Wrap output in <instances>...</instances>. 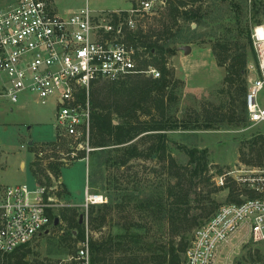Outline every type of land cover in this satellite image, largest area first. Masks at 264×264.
I'll return each mask as SVG.
<instances>
[{
  "label": "trees",
  "instance_id": "trees-1",
  "mask_svg": "<svg viewBox=\"0 0 264 264\" xmlns=\"http://www.w3.org/2000/svg\"><path fill=\"white\" fill-rule=\"evenodd\" d=\"M160 6L156 7L160 9V25L147 30L137 29L129 35V40L146 48L147 57L140 60V65L154 64L161 75L152 77L137 72L120 81L94 80L91 83L89 145L93 149L87 155L92 162L100 156L97 150L110 144L122 146L121 164L134 156L168 158L166 141L169 130L218 129L229 125L243 126L250 121L246 99L248 65L250 56L255 52L248 21L251 18L254 23L262 21L264 0H165ZM188 43H209L218 65L224 67L226 73L210 91L213 98L198 99L197 106H187L183 116L179 117L177 112L185 82L175 75L170 64L178 46ZM83 97L81 93L80 98ZM138 136L151 138L152 142L139 150L137 143L131 142ZM56 140H60L59 135L50 143L52 146L45 158L46 165L42 166L38 161L33 163L32 171L39 181L43 176L47 181H51V175L60 177L62 167L67 165L57 155L59 143ZM67 142H70V145L66 144L68 154L71 148L74 153L69 158L71 162L86 157V149H77L76 143ZM247 144L248 151L244 150V146L240 149L241 160L251 165L262 164L264 135H254ZM44 149L40 148L37 152L42 153ZM186 150L190 156L189 166L178 165L172 156L169 157L170 179L175 178V182H170L168 186L169 200L164 202V197L160 195L159 198L149 197L144 203L155 218L161 219L166 214L172 226L171 239L164 244L158 236L149 233V227L146 231H138L131 227L132 224H127L120 234L105 239H90L93 264H182L183 253L189 244L185 233L190 224L195 223L188 222V209L184 208L189 201L186 186L194 178L201 179L208 169L206 149L194 147ZM233 194L230 200L242 201ZM108 203H102V209L96 213L93 206L87 210L88 223L92 228L106 222L111 209ZM67 210H72V213L68 214ZM61 211L69 227L82 225L77 208L63 207ZM177 236H180L178 241ZM254 251L256 256L259 249ZM11 253L15 254L14 251ZM11 253L0 252V264L27 263L24 257L8 260L13 256ZM249 253L254 257L252 252Z\"/></svg>",
  "mask_w": 264,
  "mask_h": 264
},
{
  "label": "rangeland",
  "instance_id": "rangeland-1",
  "mask_svg": "<svg viewBox=\"0 0 264 264\" xmlns=\"http://www.w3.org/2000/svg\"><path fill=\"white\" fill-rule=\"evenodd\" d=\"M60 1L67 4L71 0ZM138 1L134 0V3ZM157 5L156 7L160 6ZM159 8L141 18L137 29L147 30L151 26L158 27L161 21L159 20ZM261 17L260 23L264 22V15ZM248 23L251 29L257 24L252 18ZM204 47L212 49L210 44ZM192 53L194 59L205 63V67L193 75V81L200 82L203 86L208 85L207 87H211L212 90L224 77L225 68L218 64V67L212 66L205 52L202 55L195 54L196 51ZM254 55L250 56L248 65V85L249 79L258 74ZM152 65L158 68L156 65ZM175 65L178 75L181 78L185 76V70L189 64L177 57ZM170 66L175 70L173 59ZM175 75L177 76L176 72ZM3 77L5 80V76ZM2 85L0 74V88ZM211 90L202 98V96L187 92L184 87L179 102L178 116L182 117L187 108H181L183 95L185 99L189 97L190 106H197L198 99L213 98L210 94ZM18 96V100L12 102L9 97L0 95V184L24 182L33 186L37 182H41L49 187L55 186L52 193L56 196L57 206L53 214L59 218V222L57 225L52 224L48 232H43L26 246L14 251L16 255L11 253L13 256L8 260L24 257L27 261L26 264H71L67 259L70 255L76 254L87 231L89 239H105L120 234L125 230L124 227L127 224H132L131 227L138 231H146L149 227V233L158 236L164 244L167 243L171 239L172 226L167 220L166 214H163L161 219H157L144 203L149 197L159 198L160 195L164 197V202L169 200L168 186L170 182H175V178L170 179L169 175V157L172 156L178 165L189 166L190 156L187 148L206 149L208 152L206 174L199 180L194 178L186 186L189 189V201L188 204H184V208L188 209V222H195L190 224L191 227L185 233L189 243L195 229L210 219L221 204L238 202V200H230L232 193L235 198L241 200L264 197L262 181H249L240 178L243 175H264V161L260 165H251L245 163L240 157L241 147L244 146V150L248 151L247 143L254 135L258 133L264 135V124L262 123L254 124L249 121L243 126L229 125L218 129L169 130L166 141L168 158L164 157L165 159L134 156L125 164H121L122 146L110 144L97 150L100 156L95 157L93 162L87 153L86 157L71 162L69 158L74 155L73 149L71 148L68 154L66 144L70 145V142L67 141H74L64 134L60 136V132L56 130L54 101L48 100L46 104H43L37 100L35 95L28 92L20 93ZM214 99L216 100V98ZM258 100L260 104L264 105V89L260 92ZM58 135L60 140H56L59 143L57 155L59 159L66 161L67 165L62 167L60 177L51 175V181H47L43 176L39 181L38 177L36 178L33 174V163L38 161L42 166L46 165L45 158L49 155L52 146L50 143L58 139ZM30 142L32 143L30 144ZM131 142L137 143L138 149L143 150L152 142V139L138 136ZM31 148L36 151L33 152ZM40 148H45L42 153L37 152ZM219 177H224L223 183L220 182ZM64 185L68 188L69 193ZM87 188L91 193L103 194L109 201L108 204L111 205L106 222L98 228H92L89 223L87 227L85 223L87 209L89 210L93 206L95 213L102 209L100 207L102 203L89 204L86 208L84 199ZM63 207L77 208L82 225L74 228L69 227L62 215ZM213 208L214 210L211 211ZM210 211L211 213H209ZM67 212L71 214L72 210H67ZM159 215L161 214L159 213ZM179 238L180 236H177L176 240L178 241ZM255 248L259 249L256 256ZM249 252H252L254 257L250 256ZM218 263L264 264V247L260 242L253 240L250 234L240 231L228 245L224 246Z\"/></svg>",
  "mask_w": 264,
  "mask_h": 264
},
{
  "label": "built area",
  "instance_id": "built-area-1",
  "mask_svg": "<svg viewBox=\"0 0 264 264\" xmlns=\"http://www.w3.org/2000/svg\"><path fill=\"white\" fill-rule=\"evenodd\" d=\"M165 0H139L129 9L95 11L88 4L69 14L57 13L50 0H18L0 8V72L5 80L0 95L18 100L28 92L56 107L55 127L73 139L77 149L89 145L91 126L90 88L94 80L120 81L134 73L159 77L161 71L149 64L146 48L129 40L138 22ZM257 76L249 79L246 95L249 120L264 124V105L258 97L264 89V22L251 29ZM84 94L83 99L80 98ZM224 182V177H219ZM242 180L262 181L264 175H243ZM45 183L0 184V252L11 253L26 246L55 220L57 202ZM85 206L103 203V194L85 192ZM88 210V209H87ZM85 223L88 227L86 213ZM244 231L264 247V197L227 202L195 229L182 264H219L218 258ZM71 264H93L87 234Z\"/></svg>",
  "mask_w": 264,
  "mask_h": 264
},
{
  "label": "crops",
  "instance_id": "crops-1",
  "mask_svg": "<svg viewBox=\"0 0 264 264\" xmlns=\"http://www.w3.org/2000/svg\"><path fill=\"white\" fill-rule=\"evenodd\" d=\"M17 1L18 0H6L4 2V1L0 0V8L14 4ZM50 2L53 6V9L57 13H61V14H69V13L73 12L74 10H77L78 8L84 6L85 4H88L95 11L114 10V9L127 10L134 4V0H71L67 4H64L60 0H50ZM188 44L191 45V50L189 52L191 55L188 53H185L183 50L178 48L176 54L172 57V59L174 61L175 72H176L177 76L179 78H181L178 75V70H177V67L175 65V59L177 57H179L180 60L189 64V67H187V69L185 70V76H183L181 78L185 82V86H184L185 90L187 92L194 93V95H199V97L202 96V98H204L206 93L209 90H211V87L210 88L207 87L208 85L203 86L200 82H199L200 84L194 82L193 81V78H194L193 75L196 74L197 72L201 71V69H203L205 67L204 66L205 63H204V61L201 62V61H197L196 59H194V57H192V54H193L192 52L195 53V51H196L195 54L200 53L201 55L203 52H205V55L208 57L209 63L212 66L218 67V65H217L218 63H217V60H216L215 55L213 53V50L209 47H204L209 43H205V44L188 43ZM181 45H183V44H181ZM181 45H179V46H181ZM0 74H1L2 84H3V82H4L3 76H6V75L3 73V76H2L1 72H0ZM190 103H191V101H190L189 97L187 99H185V96L183 95V97L181 99V108H185V107L191 105ZM60 180L62 181V178H60ZM63 184H64V182H63ZM66 189L69 193V190L67 187H66ZM98 194H101V193H98Z\"/></svg>",
  "mask_w": 264,
  "mask_h": 264
},
{
  "label": "water",
  "instance_id": "water-1",
  "mask_svg": "<svg viewBox=\"0 0 264 264\" xmlns=\"http://www.w3.org/2000/svg\"><path fill=\"white\" fill-rule=\"evenodd\" d=\"M196 24L194 23L193 26H195ZM179 49L183 50L185 53H189L190 50H191V45L190 44H183L181 46L178 47ZM32 142H30L31 144ZM59 222V218L58 217H55V220H54V225H57Z\"/></svg>",
  "mask_w": 264,
  "mask_h": 264
}]
</instances>
